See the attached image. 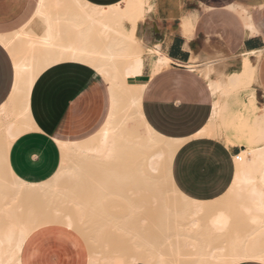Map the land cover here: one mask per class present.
Returning a JSON list of instances; mask_svg holds the SVG:
<instances>
[{"label":"bare ground","instance_id":"6f19581e","mask_svg":"<svg viewBox=\"0 0 264 264\" xmlns=\"http://www.w3.org/2000/svg\"><path fill=\"white\" fill-rule=\"evenodd\" d=\"M150 10L149 0H122L105 7L85 0H39L29 23L0 36L15 63L12 92L0 107L3 113L10 106L0 116V165L5 166L0 168L10 178L5 182L0 173V223L17 233L9 248L10 264H19L14 257L30 231L55 224L75 230L90 246L88 264H236L246 259L264 263L263 105L249 90L256 68L249 55L256 52L243 56L239 70L219 71L212 77L210 63L204 72L214 97L213 110L198 135L222 139L217 124L222 97L235 92L237 120L228 129L225 145H243L239 133L254 132L256 137L247 141L248 158L239 157L233 180L221 196L192 199L171 176L173 157L184 140L162 136L147 124L140 105L144 85L134 82L143 71L144 52L154 57L152 71L170 63L159 46L150 48L137 35V22ZM64 60L84 62L106 81L108 113L87 139L58 142L61 161L55 174L44 183L29 185L10 172L7 150L32 127L29 94L34 80ZM22 197L30 199L25 218L17 214ZM154 211L155 216L148 218ZM229 211L233 222L242 225L232 232ZM145 221L155 228L153 236L143 232L142 227L151 231ZM1 250L5 255L8 249Z\"/></svg>","mask_w":264,"mask_h":264},{"label":"crops","instance_id":"0c3cea01","mask_svg":"<svg viewBox=\"0 0 264 264\" xmlns=\"http://www.w3.org/2000/svg\"><path fill=\"white\" fill-rule=\"evenodd\" d=\"M85 1L105 7L122 0ZM149 2L151 10L138 23L137 35L148 47L159 46L170 63L152 71L154 57L144 59L143 71L134 80L144 85L141 111L155 132L184 140L171 164L176 187L192 199L213 200L230 186L235 172L234 156L243 147L227 146L223 139L198 135L211 117L214 97L205 77L189 67V62L195 57L214 59L221 71L231 72L236 71L230 70L235 66L232 59L264 50V2L254 5L251 13L244 9L241 18L228 7L246 5L245 0ZM38 4L39 0H0V36L20 31L32 19ZM256 55H249L256 61L253 83L264 87V52L258 59ZM99 78L104 80L93 67L76 60L56 62L36 77L29 94L32 127L11 142L19 159L18 171L8 163L6 154L7 167L17 180L29 185L48 181L60 165L58 142L82 141L99 130L109 109L108 85L104 80L105 91ZM14 81L13 56L0 42V107L9 99ZM251 90L256 92L252 85ZM53 151L59 155L58 164L46 178H38L34 170L46 169L42 155ZM29 203L28 197L21 202L17 213L21 218L28 216ZM31 203H35V198ZM16 234L0 223V264L5 260L10 264L9 248ZM83 241L75 230L64 225H43L28 233L14 260L19 264H88L89 251ZM2 247L8 249L5 255ZM236 264L264 263L246 259Z\"/></svg>","mask_w":264,"mask_h":264},{"label":"rangeland","instance_id":"374dc122","mask_svg":"<svg viewBox=\"0 0 264 264\" xmlns=\"http://www.w3.org/2000/svg\"><path fill=\"white\" fill-rule=\"evenodd\" d=\"M246 1V5H243L242 3H239L238 5H234L233 6V8H230V6L228 7V9H230L231 11H233L234 13H236L240 18H241V15H244L245 13H244V9L246 10V11H248V12H250L251 13V8L254 6V5H256L257 3H262V2H264V0H245ZM146 15V14H145ZM145 15H144V17H145ZM143 21V20H142ZM139 22H141V21H138L137 22V25H138V23ZM143 55H145L144 56V59H146V60H149L150 59V57H151V54H149L148 52H147V54H146V52H144V54ZM242 56L243 55H239V56H237V57H235L234 59H232V63H234V65L235 66H232V68H230V70H233V69H235V70H238L239 68H240V65H241V59H242ZM261 56H258V58H260ZM251 58H253V57H251ZM214 59H203V60H199V58L198 57H195V58H193L190 62H189V64H190V67L192 66L193 67V69H195L198 73H200V74H202V75H204V72L207 70V66H209V64L211 63V65H212V67H214V71L212 70L211 71V76L213 77L214 75H216V73L218 74V72L219 71H221V69H220V67H219V65L216 63L217 61H213ZM214 64V65H213ZM216 65V66H215ZM229 65V64H228ZM229 67V66H228ZM204 70V71H203ZM100 79V81H101V83H103V85H104V89H105V91H106V85H105V81L104 80H102L101 78H99ZM252 86L256 89V93H257V102H258V104L260 105V104H262L263 105V109H262V114L260 113V119H264V87H262L261 85H259V83L258 82H254V83H252ZM249 90H251V88L249 89ZM236 98H238V94L237 93H235V92H232L231 94H228V95H225V96H223L222 97V103H221V113H220V115H219V118L217 119V124L219 125L218 127H220V130H222V132H223V137H222V139H223V141H225V138H227L228 136H229V133H228V129L230 128V126L231 127H233L234 126V122L237 120L236 118L237 117H235V116H237L236 114H234L235 112V110L238 108V106H237V102H236ZM260 102V103H259ZM10 106H7L5 109H4V111H3V113H0V116L1 117H4V115H5V113H6V111H7V109L9 108ZM136 122H133V125L135 124ZM132 124V122L131 121H129L128 122V126L130 127V125ZM134 126H137V123L134 125ZM140 131H143V127H141V126H138L137 127ZM1 130L2 129H0V133H1ZM253 134H254V132H252ZM252 133H250V134H252ZM3 133H1V135H2ZM250 134H244V135H242L241 133H239V135H237V136H240L241 135V137H240V139L242 140V141H244V143H243V145H242V147H243V149L245 150V152L243 153L242 151H241V153H240V156L241 157H243V158H248V157H246L247 155H248V151H249V148H248V145H247V141L248 140H253L255 137H256V134H252V135H250ZM234 136H236V135H234ZM3 137V135L2 136H0V141L2 140L1 138ZM237 144V143H236ZM239 145V144H238ZM42 156H44V158H45V165L44 166H46V169H39V171H35L34 170V173H35V175L38 177V178H46L47 176H48V174H50L51 173V171L54 169V167H56V165L58 164V161H59V155H58V153L56 152V151H53L52 153H46L45 155H42ZM39 157H41V155H39ZM7 158H8V163H10V164H12V165H14L13 166V169H14V171H18V168H19V166H16L17 164H16V161H18L19 159H18V157H17V154H16V152H15V149H14V146L11 144L10 146H9V149H8V151H7ZM237 162H240V161H238V160H236L235 159V164L237 163ZM1 167L3 166L4 168H5V166L4 165H0ZM5 171V169H3V168H0V173H1V179H3L4 178V180L3 181H5L6 182V180H10V178H6L8 175L6 174L5 175V173H6V171ZM3 177V178H2ZM5 178H6V180H5ZM8 182H10V181H8ZM7 182V183H8ZM62 183V185L63 186H65V185H67V183H65L64 184V182H61ZM124 186H126V185H124ZM127 188H125V190H126ZM22 199H23V197H22ZM25 199V198H24ZM24 199L22 200V201H24ZM19 200H21V199H19ZM26 201V200H25ZM229 213H230V218L232 219V221L230 222V225H231V227H230V225H229V230H230V232H232V231H234V229H238V228H241V223L240 222H237V223H234L233 222V219H234V216H233V214H231V213H233V211H229ZM153 214H155V211L154 212H152V213H150V216L148 215V218H150ZM155 215H153V217H154ZM231 216H233V217H231ZM233 222V223H232ZM145 223H147L148 224V222H146L145 221ZM144 223V224H145ZM146 227H147V225H145ZM235 226V227H234ZM150 227H151V229H150ZM143 229H144V231H143V229H142V231L145 233L146 232V235H148V233H149V235L150 236H153L154 234H155V228L154 227H152V225L151 226H149V224H148V228L151 230V231H146V229H145V227H142ZM147 228V230H149ZM154 229V230H153ZM141 231V233H142V235L143 236H146L143 232ZM150 233H153V234H150ZM121 240V239H120ZM120 240H119V242L118 243H120ZM124 240H121V242H123ZM84 242V241H83ZM125 242V241H124ZM84 244H85V247H86V249H87V252L89 251V248H90V246L89 245H87L85 242H84Z\"/></svg>","mask_w":264,"mask_h":264},{"label":"built area","instance_id":"2783aa9c","mask_svg":"<svg viewBox=\"0 0 264 264\" xmlns=\"http://www.w3.org/2000/svg\"><path fill=\"white\" fill-rule=\"evenodd\" d=\"M240 153H237L235 156H234V158L236 159V160H240Z\"/></svg>","mask_w":264,"mask_h":264}]
</instances>
